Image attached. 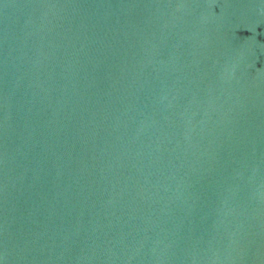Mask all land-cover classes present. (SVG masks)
Here are the masks:
<instances>
[{
    "label": "water",
    "instance_id": "obj_1",
    "mask_svg": "<svg viewBox=\"0 0 264 264\" xmlns=\"http://www.w3.org/2000/svg\"><path fill=\"white\" fill-rule=\"evenodd\" d=\"M0 264H264V0H0Z\"/></svg>",
    "mask_w": 264,
    "mask_h": 264
}]
</instances>
